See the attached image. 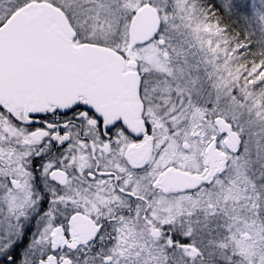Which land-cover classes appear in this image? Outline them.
<instances>
[{"label":"snow or ice","instance_id":"obj_1","mask_svg":"<svg viewBox=\"0 0 264 264\" xmlns=\"http://www.w3.org/2000/svg\"><path fill=\"white\" fill-rule=\"evenodd\" d=\"M0 264H264V0H0Z\"/></svg>","mask_w":264,"mask_h":264}]
</instances>
